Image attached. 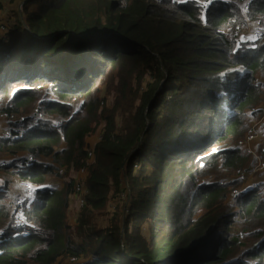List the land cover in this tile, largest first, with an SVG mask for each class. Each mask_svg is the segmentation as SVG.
<instances>
[{
  "label": "trees",
  "instance_id": "1",
  "mask_svg": "<svg viewBox=\"0 0 264 264\" xmlns=\"http://www.w3.org/2000/svg\"><path fill=\"white\" fill-rule=\"evenodd\" d=\"M20 10L27 26L12 11L0 22V112L28 113L46 84L37 122L51 129L17 122L0 136V153L26 156L11 174L37 188L19 220L0 204V264H264L261 189L242 191L238 211L217 179L189 198L197 178L257 164L238 143L249 117L264 116V0H249L245 16L235 0H26ZM248 21L257 40L234 49ZM60 168L85 171L73 223L75 176L48 182ZM110 199L114 217L97 232L84 212ZM238 220L244 239L229 229Z\"/></svg>",
  "mask_w": 264,
  "mask_h": 264
},
{
  "label": "rangeland",
  "instance_id": "2",
  "mask_svg": "<svg viewBox=\"0 0 264 264\" xmlns=\"http://www.w3.org/2000/svg\"><path fill=\"white\" fill-rule=\"evenodd\" d=\"M26 0H16V5L14 1L11 0H0V22L8 18V13L12 11V7H18L19 15L16 13L15 17L13 16L12 11V17L13 19H18L19 22H22V24L25 22V15L23 12H21L20 8L25 3ZM231 1V0H226ZM237 3L238 13H242L245 11L244 8V2L246 0H235ZM2 6V7H1ZM14 7V8H15ZM243 9V11H242ZM244 15V14H243ZM245 16V15H244ZM248 24V22H247ZM242 27V26H240ZM13 28V26H12ZM235 35L232 36V38L235 39V47L239 50L240 46L248 41H255L257 40V37L248 35V34H240L241 30H238L236 28ZM1 33V31H0ZM22 34V33H21ZM12 35L9 36V40ZM249 37H254L253 39H249ZM237 45V46H236ZM237 68L235 66L234 70ZM256 81L264 82V77L259 76ZM37 83L33 82L31 86H35ZM39 87H36V97H37V105L34 109H31L28 113L16 116V117H9L5 113L0 112V136L4 138H9L12 135V132H18L21 131L20 128L16 126V123L19 122L22 124L23 122L28 123L29 128L31 127H37L39 129H51L49 126H43L40 124L38 119H45L46 115L43 113V111L38 110V105L40 106V103H45L49 101V90L48 86L42 83H38ZM237 89V84H235L234 88L232 89V92ZM52 97L53 94L51 93ZM100 96H107V83L103 84L101 87ZM232 99V98H231ZM111 101V97L109 98ZM8 100L3 99L0 97V108L1 106L6 103ZM79 100H75L74 106L77 107L79 105ZM225 108L228 109V105L225 106ZM36 122V123H35ZM249 124V130L247 136L242 140L243 144L241 145V149H243L244 152H248L253 154L257 158V164L250 170H243L241 172L238 171H218L214 173L212 176H206L197 178L196 183H191L190 188L192 189V193L189 195V198L192 197V195L196 192V188L198 186H201L202 183H208L212 180L217 179L222 184H228L232 187L231 193L229 198L227 199V203L231 205L234 211H238L237 206V200L239 195L242 191H245L246 189H249L252 187H256L261 189V194L264 196V133L262 127L264 126V116L263 114L250 116L248 119ZM248 127V126H247ZM97 134L90 136L87 141L88 144L92 147L94 143L97 140ZM251 135H255L254 139H250L249 137ZM239 144V143H238ZM26 156L24 154H18L16 156L6 155L4 153H0V204L6 203V201L11 202L12 208L14 210L13 213H16V217L19 220L22 218L23 210L24 209H30L35 200H36V187L33 185H30V183L26 182L25 180H22L13 174H11V169L8 163L10 161L16 160L19 161L18 163L23 165L24 158ZM39 159L41 163H53V159L45 156H39ZM21 161V162H20ZM79 174L74 175V169L67 168H60L59 173L55 174L54 176H51L48 178V182L53 184L56 187L63 188L65 184V178L70 177L72 175L76 178V185H75V193L70 199V205L67 209V220L69 222H74L77 217V213L80 212V209L83 205L81 195L83 193V189L80 186L82 183V178L85 171H78ZM69 181H67L68 183ZM126 186H128L126 180H125ZM130 195V191L128 192ZM126 198L124 202V207L122 209V215L125 216L127 209H128V202L130 199V196ZM5 199V200H4ZM116 202L113 199L109 200V205L107 208L101 211H86L84 212L85 217H91V219L94 222H99V225L96 223V230L97 232L101 231V228L106 226L109 223V220L114 217L113 215V208L111 205H114ZM187 210V208H185ZM186 215V214H185ZM245 224L242 220H238V222H230L229 229L235 230L239 236L244 239V233L242 232V227ZM256 239L254 242H257ZM68 261L65 260L61 264H67ZM70 264H75V262H72Z\"/></svg>",
  "mask_w": 264,
  "mask_h": 264
},
{
  "label": "built area",
  "instance_id": "3",
  "mask_svg": "<svg viewBox=\"0 0 264 264\" xmlns=\"http://www.w3.org/2000/svg\"><path fill=\"white\" fill-rule=\"evenodd\" d=\"M248 2H249V0H246L245 2H244V8H245V10L247 9V7H248ZM238 30H241V32L243 31V30H246V32H245V34H248V35H252V36H257V34L259 33V31H258V25H257V23L256 22H249L248 21V24L245 26V27H238L237 28ZM259 76H255V78L257 79ZM263 108H264V102H263ZM255 138V135H251L250 137H249V140L250 139H254ZM243 144V141H241V142H239V145H242Z\"/></svg>",
  "mask_w": 264,
  "mask_h": 264
},
{
  "label": "water",
  "instance_id": "4",
  "mask_svg": "<svg viewBox=\"0 0 264 264\" xmlns=\"http://www.w3.org/2000/svg\"><path fill=\"white\" fill-rule=\"evenodd\" d=\"M25 26H27L26 23H25ZM1 27H2V25L0 24V28H1Z\"/></svg>",
  "mask_w": 264,
  "mask_h": 264
},
{
  "label": "snow or ice",
  "instance_id": "5",
  "mask_svg": "<svg viewBox=\"0 0 264 264\" xmlns=\"http://www.w3.org/2000/svg\"><path fill=\"white\" fill-rule=\"evenodd\" d=\"M254 37H249V39H253Z\"/></svg>",
  "mask_w": 264,
  "mask_h": 264
},
{
  "label": "crops",
  "instance_id": "6",
  "mask_svg": "<svg viewBox=\"0 0 264 264\" xmlns=\"http://www.w3.org/2000/svg\"><path fill=\"white\" fill-rule=\"evenodd\" d=\"M6 44V43H5Z\"/></svg>",
  "mask_w": 264,
  "mask_h": 264
}]
</instances>
